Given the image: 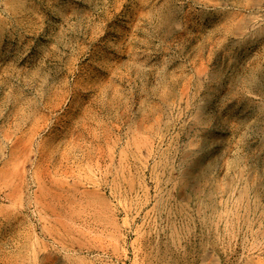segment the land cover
I'll use <instances>...</instances> for the list:
<instances>
[{"label": "rangeland", "instance_id": "1", "mask_svg": "<svg viewBox=\"0 0 264 264\" xmlns=\"http://www.w3.org/2000/svg\"><path fill=\"white\" fill-rule=\"evenodd\" d=\"M0 264H264V0H0Z\"/></svg>", "mask_w": 264, "mask_h": 264}, {"label": "bare ground", "instance_id": "2", "mask_svg": "<svg viewBox=\"0 0 264 264\" xmlns=\"http://www.w3.org/2000/svg\"><path fill=\"white\" fill-rule=\"evenodd\" d=\"M16 144V143H15ZM15 152V150H13ZM248 247V246H247ZM247 250V249H246Z\"/></svg>", "mask_w": 264, "mask_h": 264}]
</instances>
